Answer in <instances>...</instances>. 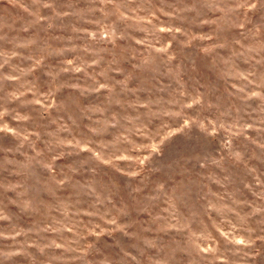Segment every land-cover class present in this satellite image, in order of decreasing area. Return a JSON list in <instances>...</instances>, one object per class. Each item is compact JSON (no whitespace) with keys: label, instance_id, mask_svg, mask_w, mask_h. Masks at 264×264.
I'll list each match as a JSON object with an SVG mask.
<instances>
[{"label":"rangeland","instance_id":"obj_1","mask_svg":"<svg viewBox=\"0 0 264 264\" xmlns=\"http://www.w3.org/2000/svg\"><path fill=\"white\" fill-rule=\"evenodd\" d=\"M0 264H264V0H0Z\"/></svg>","mask_w":264,"mask_h":264}]
</instances>
